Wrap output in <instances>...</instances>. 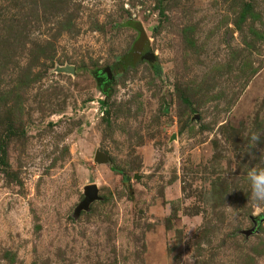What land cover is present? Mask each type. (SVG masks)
<instances>
[{"label": "rangeland", "instance_id": "374dc122", "mask_svg": "<svg viewBox=\"0 0 264 264\" xmlns=\"http://www.w3.org/2000/svg\"><path fill=\"white\" fill-rule=\"evenodd\" d=\"M254 168L264 0H0V264H264Z\"/></svg>", "mask_w": 264, "mask_h": 264}, {"label": "clouds", "instance_id": "9594fccd", "mask_svg": "<svg viewBox=\"0 0 264 264\" xmlns=\"http://www.w3.org/2000/svg\"><path fill=\"white\" fill-rule=\"evenodd\" d=\"M260 134H253L252 140L258 141ZM248 179L250 182V194L251 198L258 201L264 202V168L252 169L248 173Z\"/></svg>", "mask_w": 264, "mask_h": 264}, {"label": "water", "instance_id": "95a60500", "mask_svg": "<svg viewBox=\"0 0 264 264\" xmlns=\"http://www.w3.org/2000/svg\"><path fill=\"white\" fill-rule=\"evenodd\" d=\"M145 49L148 50L149 49V46H148V41L146 42V45H145ZM145 57L148 58V59H152L153 58V54L151 52H146L145 54ZM153 60V59H152ZM65 70L66 71H73L72 67H65ZM108 75L110 76V72L109 70L107 71ZM96 159L98 161H101L100 158H97ZM98 198V190H97V186L96 184L92 183V184H89V185H86L85 187V198L83 199V201H81V203L78 205L77 207V212H80L81 210L83 209H87L88 206L90 205V203L94 200H96Z\"/></svg>", "mask_w": 264, "mask_h": 264}, {"label": "trees", "instance_id": "16d2710c", "mask_svg": "<svg viewBox=\"0 0 264 264\" xmlns=\"http://www.w3.org/2000/svg\"><path fill=\"white\" fill-rule=\"evenodd\" d=\"M158 70V69H157Z\"/></svg>", "mask_w": 264, "mask_h": 264}]
</instances>
